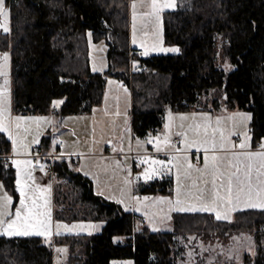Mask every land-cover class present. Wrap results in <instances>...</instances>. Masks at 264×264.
Listing matches in <instances>:
<instances>
[{
    "label": "trees",
    "instance_id": "trees-1",
    "mask_svg": "<svg viewBox=\"0 0 264 264\" xmlns=\"http://www.w3.org/2000/svg\"><path fill=\"white\" fill-rule=\"evenodd\" d=\"M11 30L0 31V50H11L15 110L55 112L59 116L91 112L104 102L107 77L129 84L133 95V130L146 136L163 125L166 107L188 111L203 94L216 90L214 107L251 114L252 146L264 142V0H178L164 11V36L179 44V53L134 55L131 66V0H6ZM94 39H107L110 66L93 71L87 31ZM218 32L236 67L227 71L217 63ZM64 98L53 109L56 98ZM200 109V108H199ZM51 135L41 148L48 151ZM13 150L6 132H0V180L19 193L13 165L3 156ZM55 216L60 220H94L104 224L97 233H65L54 244L69 247L67 264H112L114 258H134L135 264H178L183 248L179 235L204 230H254L257 254L252 264H264V209L248 208L232 220H217L211 212L176 211L173 230L136 229L138 214L95 189L93 179L61 156L56 161ZM172 176L139 185L143 194L173 192ZM116 236L124 240L116 241ZM253 261V262H252ZM0 264H55V247L42 236L0 235Z\"/></svg>",
    "mask_w": 264,
    "mask_h": 264
},
{
    "label": "rangeland",
    "instance_id": "rangeland-1",
    "mask_svg": "<svg viewBox=\"0 0 264 264\" xmlns=\"http://www.w3.org/2000/svg\"><path fill=\"white\" fill-rule=\"evenodd\" d=\"M162 2H171V0H162ZM133 3L137 5L135 9L132 8ZM146 4L147 0L143 4L140 3V0H131V44L134 49L130 53L131 66L128 74H132L138 68L139 60L135 57L138 54L134 51L138 47H142L144 50L147 49L149 52L148 55L142 54L141 56L159 53H179L183 50L179 44L167 43L164 36V11L177 8L178 0H175V7L166 8L158 15L145 16L144 13L151 11ZM3 7L8 15L7 18L0 16V23L6 24L10 31L11 10L6 0H4ZM134 12L135 20L133 19ZM134 24L135 28L133 27ZM0 31L3 30L0 29ZM89 34L91 35L89 36ZM216 38L217 63L227 71H231L236 65L226 54L223 33L218 32ZM133 40L136 42L133 43ZM87 44L93 71L94 69H98L95 71L99 72L107 70L110 66L108 58L109 43L107 39L104 38L96 41L93 31L88 30ZM169 48H177L179 51H161V49ZM5 53L8 54L7 61L3 59ZM0 73H3L0 74V121L8 128V131H6L7 135L15 140V150L13 145L12 152L5 157L3 156V158L9 164H12L11 161L13 162L17 180L19 179L20 181V185L18 186L16 180V188L19 193L18 202L16 203L14 194L0 180V202H3L5 196L11 197L8 211L13 213V216L6 219H12L14 218L15 210L20 208V186H23L24 191H26L29 197L34 198L38 205L43 206L45 201H48L47 207H40L36 211L45 212L50 210V221L45 216H39L36 219L44 221V224H39L36 220H30L27 230L30 232H46L45 235L38 236H42L49 243H53L55 247V264H67L69 256L68 245L54 244L56 236L65 233H97L101 231L104 223L94 220L67 221L55 219L53 189L55 181L53 183L48 180L50 183L45 185L43 182H37L33 177V173H31L33 172L31 170L43 168L44 166L43 159L40 157L43 153L40 146L45 135L50 134L52 138L59 136L58 139L66 143L62 150L69 151L70 155L65 158L73 162L75 167L93 179L95 189L98 192L109 199L119 200L127 210H132L134 202L136 203V208L139 210L136 223L137 230L142 229L145 225H149L156 231L173 230V211L177 207H200L203 203L212 204V198L205 196L206 192L204 191H207V189L208 191L210 189V191L206 194L213 195V193L218 192L219 196H226V187L229 186V181L225 180L227 174H225L224 170H226L227 165L221 168L217 163V160L223 155L200 151L195 152V155L193 153L185 154L187 164L184 162L183 165H191L189 167L191 168L189 176L191 189L188 190V193L192 197L191 204L177 205L175 201L170 204L173 198L158 196L163 197L161 198L164 199L162 202L166 203L168 201L170 205H165L162 213L155 214L157 206L161 204V200L151 202V206L148 207L147 202L149 199H156L155 196L153 194L144 195L141 193L138 190L140 183H137V187L133 189V174L136 175L137 179L145 178L144 172L146 169L150 173L153 170L155 171L153 178L147 181L173 176L172 167H174L175 155H172L170 151L177 148V146L172 144V140H174L173 136L178 130L177 125L181 122L190 125V129H193V131L189 130L188 133L184 132L182 134L183 146L190 144L213 147L215 145L214 148H219L227 144L244 141L248 138L249 122L251 120L250 112L244 111V114L238 113L231 117H226V114L220 110L221 107L218 109L214 107L216 95L220 96V102L224 101V97L216 92V90L203 94L198 105L191 112L177 111L167 106L163 115V125L157 130L150 131L146 136H138L135 135L133 130L132 89L121 78L108 75L104 102L99 106H95L91 112L66 114L62 118L53 111L35 114L34 112L26 113L15 110L12 100L11 50H0ZM5 80L8 81L7 85L4 83ZM17 117L21 119L17 120ZM181 117H185V119H181ZM248 117H250L249 120ZM166 124L170 125V127L165 128ZM157 137L159 139H156ZM165 138H167L166 143ZM149 140H152V142L149 143ZM108 144L112 145V149H108ZM106 146L108 150H120V153L123 154L115 155L111 159L84 154L103 150ZM157 146L162 151L154 152L157 151ZM53 149L55 148L51 146L48 151ZM55 150L58 154L60 153L58 157H61L62 152L59 149ZM15 151L18 153H15ZM164 151L170 154L168 156L160 154ZM22 153L31 155L21 156ZM132 153L138 154L135 156V163L133 162L134 157ZM201 153H204V162H196L195 156L199 157ZM213 157H215V160H213ZM153 160L164 161V163L153 164ZM135 167L140 169H136ZM141 167H144V170ZM179 171L185 174V178L187 177L186 173L189 175L186 170ZM222 171L224 175H222ZM214 180L215 184H213ZM147 181L144 180V182ZM215 186L217 191L214 190ZM217 202L219 203L217 210H220L221 214L227 213L229 219H231L232 215L228 213V209H225L226 203L220 200ZM26 204L31 207V199L26 200ZM141 215L143 218L140 217ZM57 224L61 225L59 229L56 228ZM64 225L68 227L65 228L63 227ZM73 225L77 227L73 228ZM55 231H59L60 234L57 235ZM255 233L254 230L242 229L227 232L204 230L200 233L179 235L178 238L183 248L178 250L177 262L178 264H252L251 260L257 254ZM115 239L116 241L124 240L125 237L116 236ZM57 249H64L65 251H57ZM112 264H135V260L134 258H114Z\"/></svg>",
    "mask_w": 264,
    "mask_h": 264
},
{
    "label": "crops",
    "instance_id": "crops-1",
    "mask_svg": "<svg viewBox=\"0 0 264 264\" xmlns=\"http://www.w3.org/2000/svg\"><path fill=\"white\" fill-rule=\"evenodd\" d=\"M133 47V46H132ZM134 48V47H133ZM13 90V87H12ZM56 101H62V103L64 102V98L59 97L55 99ZM62 103H59L58 105L60 106ZM99 106V105H98ZM192 110V109H191ZM191 110H188V112H191ZM220 110L222 112H224V114H226V117H231L235 114H244L243 110H229L228 107L225 106V104H223L220 108ZM213 112V110H212ZM241 112V113H240ZM26 113H33V112H26ZM37 114V113H35ZM243 116V115H241ZM63 118V117H62ZM228 119V118H227ZM249 120V119H248ZM249 127H250V122H249ZM177 132H175L173 139L175 136H180V143L178 145H175L173 143L172 140V144L174 146H177V148L171 149L170 153L174 156V167H172V171H173V180H174V186H173V192L169 193V194H153V196H155L156 199H149V201L147 202L148 207L151 206V202L153 201H158L161 200V204L159 206H157V212L155 214H160L163 212L164 210V206L165 205H170L172 202H176L177 200L180 201L179 205H189L191 204V200L192 197L190 195V193H188V190L191 189L190 187V183H189V176L191 173V168H189V166H183L184 162L187 164V160L185 157V154H189V153H193V155H195V152H206V153H219L222 154L223 156L219 158V160H217L218 165L222 168L225 165H227L226 170H224L225 174H227V177L225 178V180L230 181L231 180V185L233 188V192H235L236 187L238 186V180L239 179V187H242L245 189V191H247L249 184L252 187V199L258 200L260 199V197H257L256 193L260 188V181L264 180V176H260L261 172H264V168H260V159L258 157H254L252 159H248L246 156L242 155V153H256V152H264V148H261V144H264V142H260L257 146H252V140H251V131L249 129V136L246 140L241 141V142H236V143H232V144H227L225 146L219 147V148H214V147H204V146H194V145H190V144H186L183 146L182 144V138L184 132L188 133L189 130L193 131V129H190V125L188 124H184L183 122L179 123V125H177ZM59 136H54L52 138L51 135V141H50V146L52 147H57V143L59 142ZM61 140V139H60ZM241 143H246L247 147L245 148H240L238 147L239 144ZM66 145V143H64L63 146L58 147V149L62 152L61 155L63 157H66L68 155H70L69 151H64L62 150V148ZM116 151V152H115ZM143 152V151H141ZM154 152H159V151H154ZM167 151H164L160 154H165L166 156H168L170 153H166ZM15 153H18L15 151ZM21 153V152H20ZM85 155H92V156H99V157H104V158H113L115 155H122L123 153H120V150H108L107 146L105 147V149L103 148V150H98L96 152H87L84 153ZM133 157H134V163L136 162L135 160V156H137V153H132ZM142 154V153H140ZM146 154V153H145ZM31 154H26V153H22L21 156H30ZM42 157V161H43V168H37V169H33L31 171V173H33V177L35 178V180L38 182H43V184L47 185L48 183H50L46 177V172H45V161L43 156ZM205 160V156L204 153H201V156H195V161L199 162V163H203ZM11 161V160H10ZM12 165L13 162L11 161ZM136 169H140L138 167H135ZM142 170H144V167H142ZM181 171H187L189 173V175L186 173L187 177L185 178V174H183ZM224 172L222 171V175H224ZM85 173V172H84ZM250 176V179L248 178ZM149 180L146 178H140L137 179L136 175L133 174V189L135 187H137V183H146L144 182ZM151 181V180H150ZM149 182V181H147ZM95 185V184H94ZM221 187V185H220ZM228 188V187H226ZM53 189H54V185H53ZM177 189H179V195H177ZM214 190L217 191L216 186L214 187ZM210 191V189H209ZM208 189L207 191H204L206 193L209 192ZM212 192V191H211ZM205 196H210L213 201V195L212 194H206ZM227 194V192H226ZM144 195H148V194H144ZM158 196H168L171 197L173 199H171L170 204L167 201L166 203L162 202L164 199H161L163 197H158ZM262 196H264V194H262ZM246 197L244 196V194H241V199L242 201L245 199ZM141 199V198H140ZM115 201L120 202L119 200L116 199H112ZM136 200V199H135ZM182 201V202H181ZM121 203V202H120ZM149 203V204H148ZM217 203V207H219V203ZM122 204V203H121ZM226 207L225 209H228V213L230 215H232L231 219L228 220H232L234 219L235 213L239 210H244V209H248V207H245L243 203L240 204L239 209L232 211L231 209V205L226 203ZM136 203L134 202L133 206H132V211L136 212L137 214H139V210L136 208ZM255 208H259V209H264V208H260V207H255ZM223 209V208H222ZM220 211V210H217ZM176 212L173 211V215ZM212 213V212H211ZM215 214V213H214ZM141 218H143V216H140ZM56 219V216H55ZM56 233V231H55ZM45 240H47L45 238Z\"/></svg>",
    "mask_w": 264,
    "mask_h": 264
},
{
    "label": "snow or ice",
    "instance_id": "snow-or-ice-1",
    "mask_svg": "<svg viewBox=\"0 0 264 264\" xmlns=\"http://www.w3.org/2000/svg\"><path fill=\"white\" fill-rule=\"evenodd\" d=\"M140 3H145V0H140ZM4 0H0V16H3L5 18H7V11L4 10ZM147 7H149L151 9L150 12H146L144 13L145 16H150V15H158L160 12H162L163 10H165L166 8H173L175 7V0H171V2H162V0H147ZM137 7L136 3H133L132 8L135 9ZM133 19L135 20V12L133 15ZM133 27L135 28V24L133 25ZM0 29H2L4 32H8L9 28L6 24L0 23ZM91 34H89L90 36ZM136 41L133 40V43H135ZM161 51H165V52H178L179 49L177 48H169V49H161ZM143 55H148L149 52L146 49L143 53ZM3 59L5 61L8 60V54L5 53L3 56ZM98 70V69H94ZM3 74V73H0ZM5 85H7L8 81L5 80ZM59 103H62V101H56L54 102L53 106L55 107L56 105H58ZM17 120L21 119L19 117L16 118ZM43 119V118H41ZM181 119H185V117H181ZM248 119H250V117H248ZM170 125L166 124L165 128H169ZM8 131L7 126L0 121V132H6ZM9 139L13 141V145H14V150H15V140L9 136ZM156 139H159L158 137ZM38 142V141H37ZM149 143L152 142V140L148 141ZM167 142V138H165V143ZM213 147H215V145H213ZM238 147L240 148H245L247 147L246 143H241L238 145ZM261 148H264V144H261ZM157 151H162V149L157 146L156 148ZM242 155L246 156L248 159H252L254 157H258L261 161L260 163V168H264V152H256V153H242ZM213 160H215V157H213ZM15 163V161H14ZM30 163V162H29ZM153 164H163L164 161H158V160H153L152 161ZM206 166H207V161H206ZM189 167H191V165H189ZM155 174V171L153 170V172H149L147 169L144 172V176L146 179H152L153 176ZM260 176H264V172L260 173ZM31 178V177H29ZM250 179V176L248 177ZM238 180V186L236 187L235 192H233V188L231 185V180L229 181V186L227 188V194L224 197L219 196V193H213V202L212 204H208V203H203L201 204L200 207H196V206H189V207H177L175 210L176 211H183V212H212L215 213V218L217 220H228L229 216L227 215V213L225 214H221L219 211H217V201H223L229 205H231V209L232 211L238 210L239 206L241 203L244 204L245 207L248 208H255V207H260V208H264V196H262V194H264V180L260 181V188L257 191L256 195L257 197H260V199L258 200H253L252 199V187L249 184L247 191H245L244 188L239 187V179ZM213 184H215V180L213 181ZM17 185H20V181L19 179L17 180ZM20 191V208H17L15 210L14 213V218L12 219H6L7 217L13 216V213L8 211V205L11 203V197L5 196L3 198V202H0V234H7V235H13V236H27V235H45L46 232H30L27 230V226H28V222L30 220H36L37 223L39 224H44V221L42 220H38L36 219L39 216H45L49 221H50V210L45 211V212H38L36 211V209L40 208V207H47L48 201H45V204L43 206L38 205L36 203V200L32 197H29L28 194L26 193V191H24L23 186H20L19 188ZM244 194V196L246 197L243 201L241 199V194ZM177 195H179V189H177ZM202 195V194H201ZM31 199L32 201V205L31 207H29L26 204V200ZM176 204L179 205L180 201L177 200ZM23 210V211H22ZM20 225V226H18ZM61 227V225L57 224L56 228L59 229ZM63 227L67 228V225H64ZM77 227L76 225L72 226ZM91 227V226H90ZM155 230V229H154ZM57 235H59V231L56 232ZM57 251H65L64 249H57Z\"/></svg>",
    "mask_w": 264,
    "mask_h": 264
},
{
    "label": "built area",
    "instance_id": "built-area-1",
    "mask_svg": "<svg viewBox=\"0 0 264 264\" xmlns=\"http://www.w3.org/2000/svg\"><path fill=\"white\" fill-rule=\"evenodd\" d=\"M136 54H141L145 51L144 48L142 47H138L136 48V50H134ZM58 105H56L55 107L53 106V109H57ZM175 145H178L180 143V137L179 136H175L174 140H173ZM64 145V141L63 140H59V142L57 143V147H54L55 149H58V147L63 146ZM53 149L50 151H43L41 150L44 161H45V172H46V176L47 179L50 182L55 181L56 179V161L59 158L58 156H60V153L58 154L57 151ZM108 149H112V145L108 144ZM4 161L7 162V160L5 158H3ZM11 165V164H10ZM142 168V167H141Z\"/></svg>",
    "mask_w": 264,
    "mask_h": 264
}]
</instances>
